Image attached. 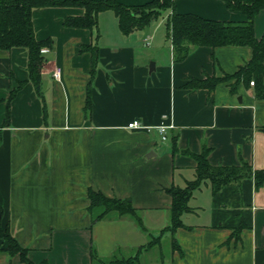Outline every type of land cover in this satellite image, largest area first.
<instances>
[{"label":"crops","instance_id":"1","mask_svg":"<svg viewBox=\"0 0 264 264\" xmlns=\"http://www.w3.org/2000/svg\"><path fill=\"white\" fill-rule=\"evenodd\" d=\"M174 11L246 20L226 0H174L143 29L124 33L112 9L91 29L63 22L81 7L37 8L36 37L51 39L39 89L28 50L0 48V229L9 228L34 264H92L91 248L106 259L138 254L137 264H264V183L253 174L217 191L203 180L183 225L168 227L169 189L196 178L195 154L204 148L212 165L264 168V94L256 84L236 77L213 89L190 84L235 73L252 48L198 45L176 60L167 25ZM263 33L264 8L255 17L256 37ZM88 44L99 47L95 66L81 50ZM133 120L143 126L128 127ZM160 124L169 125L164 133ZM89 189L129 199L142 225L116 213L94 221ZM7 246L0 237V264H27Z\"/></svg>","mask_w":264,"mask_h":264},{"label":"trees","instance_id":"2","mask_svg":"<svg viewBox=\"0 0 264 264\" xmlns=\"http://www.w3.org/2000/svg\"><path fill=\"white\" fill-rule=\"evenodd\" d=\"M227 5L241 10L246 15L243 21H226L205 18L193 13L174 11L169 17L168 34L172 40L176 60L184 59L192 46L198 45H242L252 48V58L235 73L223 77H210L206 80L193 79V86H204L213 89L223 79L236 77L237 81H254L257 90L264 94V33L258 38L255 35V17L264 8V0H226ZM48 6H73L84 9L82 15L67 16L66 26L94 28L98 26V15L101 11L112 9L119 18V25L124 33L143 29L150 21L159 17L163 10L174 6V0H151L141 5H126L119 0H0V48L9 49L15 46L28 50L29 75L36 88L40 87V70L44 61L42 48L51 45V39H38L34 30L33 11ZM98 45L88 44L81 50L92 53L94 66L98 59ZM92 69V73H93ZM90 108V101L86 109ZM209 148L196 153V178L185 187H171L172 195L171 218L169 228L176 230L183 225L182 214L190 210L189 199L201 182L207 178L212 182L214 191L232 180L253 174L258 186L264 183V168L252 171L247 162L238 165H212L208 161ZM89 210L93 220L104 218L110 213L120 216L127 215L142 225L139 211L132 206L127 198L107 197L99 191L89 189ZM0 237L7 240L5 248L10 254H20L22 261L34 264L28 257V249L22 247L11 234L9 228L0 229ZM92 264H137L139 256H113L104 258L95 248H91ZM43 264H47L44 262Z\"/></svg>","mask_w":264,"mask_h":264},{"label":"built area","instance_id":"3","mask_svg":"<svg viewBox=\"0 0 264 264\" xmlns=\"http://www.w3.org/2000/svg\"><path fill=\"white\" fill-rule=\"evenodd\" d=\"M54 77L60 79L61 78V75H62V71H61V68L60 67H57L54 69ZM251 84H254V81L251 80L250 81ZM143 126L139 120H133L131 122L128 123V127H141ZM169 125H166V124H160L158 125L157 127L159 128L160 132L164 133L166 128L168 127ZM163 138H165V135H163Z\"/></svg>","mask_w":264,"mask_h":264},{"label":"rangeland","instance_id":"4","mask_svg":"<svg viewBox=\"0 0 264 264\" xmlns=\"http://www.w3.org/2000/svg\"><path fill=\"white\" fill-rule=\"evenodd\" d=\"M166 244V243H165Z\"/></svg>","mask_w":264,"mask_h":264}]
</instances>
